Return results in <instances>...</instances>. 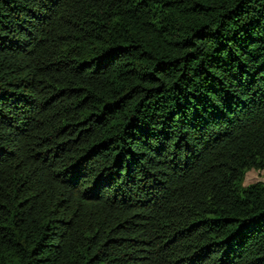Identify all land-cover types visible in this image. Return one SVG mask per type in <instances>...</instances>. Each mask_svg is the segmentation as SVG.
<instances>
[{
    "label": "trees",
    "instance_id": "1",
    "mask_svg": "<svg viewBox=\"0 0 264 264\" xmlns=\"http://www.w3.org/2000/svg\"><path fill=\"white\" fill-rule=\"evenodd\" d=\"M264 0H0V264H264Z\"/></svg>",
    "mask_w": 264,
    "mask_h": 264
},
{
    "label": "rangeland",
    "instance_id": "2",
    "mask_svg": "<svg viewBox=\"0 0 264 264\" xmlns=\"http://www.w3.org/2000/svg\"><path fill=\"white\" fill-rule=\"evenodd\" d=\"M255 181H262L264 183V170L257 171L254 169L248 170L242 180V185H248Z\"/></svg>",
    "mask_w": 264,
    "mask_h": 264
}]
</instances>
